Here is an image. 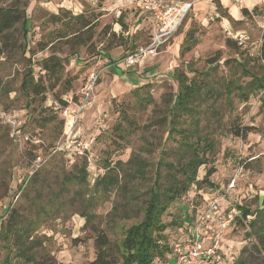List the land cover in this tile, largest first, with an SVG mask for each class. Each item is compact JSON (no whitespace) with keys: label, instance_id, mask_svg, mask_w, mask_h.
I'll use <instances>...</instances> for the list:
<instances>
[{"label":"rangeland","instance_id":"374dc122","mask_svg":"<svg viewBox=\"0 0 264 264\" xmlns=\"http://www.w3.org/2000/svg\"><path fill=\"white\" fill-rule=\"evenodd\" d=\"M189 1L193 9L176 35L143 63L127 68L120 60L149 41L144 22L142 30H135L140 13L129 0H0V8L21 12L0 49V264H90L95 259L92 227L120 239L124 229L143 217L149 178L156 169H161L163 183L170 175V168L158 166L159 158L175 165L188 158L182 134L167 135L165 123L167 107L178 93V74L197 80L202 89L195 106L197 128L214 145L203 149L210 162L199 169L198 178L202 181L215 166L210 177L215 187L194 185L163 221L172 224V233L181 226L175 217L184 205L196 209L203 206L201 193H224L245 161L243 176L226 202L231 200L235 211L239 205L252 210L264 206V94L250 93L246 102L235 91L228 102L225 90L230 78L240 85L249 82L240 71L234 73L233 61L242 63L260 52L264 5L259 0ZM24 16L26 31L21 28ZM228 31L244 33L245 44L228 46L233 39ZM50 57L60 61L53 73L44 68ZM261 64L264 73V60ZM92 72L98 76L94 84ZM25 78L44 87L43 92H25ZM88 86L92 93L86 99ZM192 123L184 127L196 128ZM234 127L255 129L242 139L231 134ZM136 156L145 162L147 179L131 168L123 180ZM108 165L113 181L119 175V186L93 192ZM11 225L16 227L5 238ZM28 229L32 238L18 239ZM247 230L239 223L230 227L223 252L213 261L264 264V253L252 248L255 241H245ZM29 246L33 260L18 252Z\"/></svg>","mask_w":264,"mask_h":264},{"label":"trees","instance_id":"16d2710c","mask_svg":"<svg viewBox=\"0 0 264 264\" xmlns=\"http://www.w3.org/2000/svg\"><path fill=\"white\" fill-rule=\"evenodd\" d=\"M221 7V6H220ZM21 12L13 8H0V49L5 42L6 36L17 22H20L19 14ZM243 14L248 15L249 11L243 9ZM81 18L80 16L76 17ZM22 30L26 31L27 19L23 18L21 21ZM86 25L85 28H87ZM6 33V34H5ZM228 41V46L239 45L238 41L231 39ZM192 45H189L186 51L191 49ZM242 56V54H240ZM242 63L236 62L234 66L235 74L240 71L242 75L249 78V82L245 85H240L237 79H229L226 83L225 90L227 101H232V94L238 91V96L244 100H249L250 93L262 92L264 94V73L262 70L261 61L264 60V42L260 48V52L256 57L247 55L242 58ZM231 60H227L229 63ZM60 61L56 57H50L44 62V68L48 72H55L59 67ZM257 69V70H256ZM235 76V75H234ZM179 82L178 93L171 100V105L167 107L165 123L167 124V135L171 136L174 132H180L182 139L180 144H185L182 148H185V152L188 154L187 160L179 162L175 165L173 162H168L166 158H159V165H166L170 168V175L167 174L166 183L162 182L163 174L161 169H156V172L149 178L152 180L150 185L145 191V204L142 206L141 211L143 217L132 223L126 229H124L123 236L119 239L112 240L105 231L96 229L94 227V248H95V259L90 264H174V257L172 255V248L174 244L180 243L191 237L194 226L198 220L200 213L204 210L207 200L214 197L215 192L212 190L201 193L203 206H198L196 209L192 207H182L180 215L175 218L180 220L181 226L177 227L172 233V237L167 239V236L171 233L169 227L172 225L167 224L163 221L165 215L168 214L171 206L178 202L180 199H185L191 190V187L198 186L199 184L206 183L208 187L214 188L215 186L211 183L210 177L216 172L215 166H211L202 179L198 178L199 169L208 164L210 159L206 156L204 148H212L213 141L210 137L200 134L198 132L199 119L196 117L197 113V99L201 96V86L197 82L196 78L189 80L187 77H183L178 74L176 76ZM194 78V77H193ZM30 79L33 80L32 74ZM22 89L29 93L36 92V95H40L44 87L38 83L33 84L32 81H27L25 78L22 82ZM63 105H66L64 101H61ZM188 119V121H186ZM193 122L192 125H196V128H185L184 125L187 122ZM129 119H125L124 122H128ZM254 127H244L240 130L235 127L232 129L231 134L238 138H246L247 135L252 132ZM121 130V129H120ZM125 129H122V131ZM195 138L196 140H193ZM163 148L160 150L162 151ZM212 151V150H210ZM164 152V150L162 151ZM245 163V164H244ZM243 164L247 165V161ZM145 162L141 157H134L130 160V165L127 167L126 173L122 179L129 178L132 170L134 174L142 180L147 179V173L145 172ZM132 168V170H131ZM106 174L98 179L94 184L93 192H100L109 190L111 187L119 186L120 178L117 174L115 181H113V172L110 165L106 167ZM175 173V175H174ZM110 178V180H108ZM86 182V177L84 179ZM130 183H124V186H129ZM142 195V192L139 193ZM138 195H135L137 198ZM226 211L233 216L231 225L245 226L247 235L245 241L252 243V248L257 254L264 253V206L260 209L252 210L248 206L239 205L236 207V211L231 204V200L226 202ZM264 204V197L261 201ZM233 209V210H231ZM84 217L90 222V218L84 214ZM87 222V223H88ZM174 220L172 221V223ZM230 225V227H232ZM16 226L11 225L6 230V236H9L13 232ZM27 230V229H25ZM31 229H28L26 233L22 232V235H18V239L23 240L24 238L31 239ZM166 230L167 235H165ZM183 230V231H182ZM171 233V234H172ZM244 249L242 252H246ZM20 256H27L28 260H33L29 257L31 248L25 247L24 249L18 250ZM157 260L159 262H157ZM200 264H217L216 261L202 262ZM220 264V263H218ZM234 264H250L245 260L239 259Z\"/></svg>","mask_w":264,"mask_h":264},{"label":"built area","instance_id":"2783aa9c","mask_svg":"<svg viewBox=\"0 0 264 264\" xmlns=\"http://www.w3.org/2000/svg\"><path fill=\"white\" fill-rule=\"evenodd\" d=\"M129 2L137 3L141 11L148 17L151 26L147 44L132 50L120 60L125 67L132 68L143 63L149 55L157 53L176 35L183 21L193 9L194 3L189 0H129ZM261 4L264 5V0H261ZM228 35L238 41L240 45H244L246 42L244 33L228 31ZM97 79L98 76L92 72L89 80L94 84ZM91 93L92 87L89 86L83 91L86 99L91 96ZM80 106V109H83L85 102L81 100ZM8 121L15 125V121L10 119ZM243 154L242 152L241 155ZM244 164L240 162L224 193L216 192L214 197L207 200L191 237L174 244L172 248L174 264L212 262L216 256L223 252V244L233 221V216L226 211L224 204L243 176ZM157 262L159 261L157 260Z\"/></svg>","mask_w":264,"mask_h":264},{"label":"crops","instance_id":"0c3cea01","mask_svg":"<svg viewBox=\"0 0 264 264\" xmlns=\"http://www.w3.org/2000/svg\"><path fill=\"white\" fill-rule=\"evenodd\" d=\"M130 3H133L132 5L135 6V9L138 10V12L140 13V16L137 17V22H139V25L136 27L135 30H142L144 27H141L142 26V22H144L145 26H147L146 29H144L146 32L147 30L149 31V38H150V33H151V26H150V22H149V19L148 17L141 11L140 7L137 5V3L135 2H130ZM259 3L261 4V0H259ZM262 5V4H261ZM236 10V9H235ZM233 13L236 14L237 13V10L234 11L233 10ZM131 52V51H130Z\"/></svg>","mask_w":264,"mask_h":264},{"label":"bare ground","instance_id":"6f19581e","mask_svg":"<svg viewBox=\"0 0 264 264\" xmlns=\"http://www.w3.org/2000/svg\"><path fill=\"white\" fill-rule=\"evenodd\" d=\"M234 11H236V10L234 9Z\"/></svg>","mask_w":264,"mask_h":264}]
</instances>
